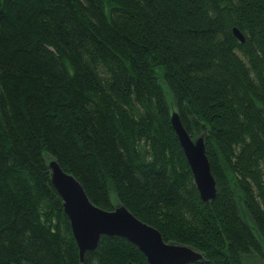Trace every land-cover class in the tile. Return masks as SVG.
I'll list each match as a JSON object with an SVG mask.
<instances>
[{
    "label": "trees",
    "instance_id": "trees-1",
    "mask_svg": "<svg viewBox=\"0 0 264 264\" xmlns=\"http://www.w3.org/2000/svg\"><path fill=\"white\" fill-rule=\"evenodd\" d=\"M174 112L205 139L214 201ZM52 159L203 253L188 264H262L264 0H0V264H148L119 236L81 261Z\"/></svg>",
    "mask_w": 264,
    "mask_h": 264
},
{
    "label": "water",
    "instance_id": "water-1",
    "mask_svg": "<svg viewBox=\"0 0 264 264\" xmlns=\"http://www.w3.org/2000/svg\"><path fill=\"white\" fill-rule=\"evenodd\" d=\"M235 36L245 41L244 33L234 28ZM173 128L184 150L203 201H214L217 182L211 170L203 136L193 139L184 127L178 113L171 117ZM51 181L63 199L81 261L87 251L97 248L102 236H119L138 246L148 264H188L202 260L203 253L189 245L165 241L161 231L140 219L123 204L112 210L93 203L82 183L66 172L56 159L49 161Z\"/></svg>",
    "mask_w": 264,
    "mask_h": 264
},
{
    "label": "rangeland",
    "instance_id": "rangeland-1",
    "mask_svg": "<svg viewBox=\"0 0 264 264\" xmlns=\"http://www.w3.org/2000/svg\"><path fill=\"white\" fill-rule=\"evenodd\" d=\"M256 262H260V261H256V260H254V263L256 264ZM264 263V261H262V264Z\"/></svg>",
    "mask_w": 264,
    "mask_h": 264
}]
</instances>
